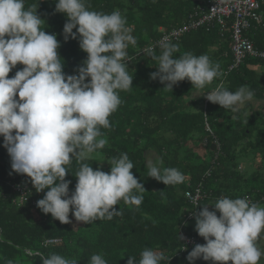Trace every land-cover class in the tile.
<instances>
[{"label":"trees","instance_id":"obj_1","mask_svg":"<svg viewBox=\"0 0 264 264\" xmlns=\"http://www.w3.org/2000/svg\"><path fill=\"white\" fill-rule=\"evenodd\" d=\"M34 4L45 20L42 27L61 41L58 53L64 60V72L76 74L87 53L80 49L78 39L64 41L66 15L55 11L56 0H25L26 8ZM86 4L93 11H120L137 44L129 45L130 60L125 61L133 75L132 89L119 93L122 103L109 117L111 128H101L108 143L84 162L94 170L100 167L110 172L112 158L127 153L134 164L131 171L146 189L144 199L138 207L121 200L114 207L122 214L112 220L78 222L70 211L71 223H61L37 207L48 189L36 192L26 174L9 175L11 160L0 136V264L10 260L13 264H42L39 256L29 252L42 256L57 253L76 259L77 264H90L94 254L102 255L107 264H127L131 256L138 264L145 248L163 252L170 259L168 264H189L186 257L194 246L182 250L179 231L182 228L203 239L193 225L194 211L202 210L204 204L215 210L211 204L221 196L234 199L249 194L256 198L264 192V106L257 107L251 101L239 113H233L206 98L207 92L223 84L232 92L246 86L254 92L253 99L264 101V59L247 57L230 69L234 62L230 32L223 33L217 26L209 31L201 28L173 42L179 45L173 55L206 54L220 65L223 75L203 89H196L187 79L172 90L164 88L158 78H151L158 60L142 51L163 32L185 23L198 0H86ZM261 11L264 16V5ZM247 34L256 47L264 50V19ZM161 51L155 48L157 55ZM22 68L17 64L9 78ZM201 147L202 153L198 149ZM146 156L161 159L163 167L177 168L184 181L165 185L148 176ZM247 160L258 161L257 165L252 163L251 171L245 166ZM69 167L73 173L68 172L66 179L72 181L71 194L79 164L73 161ZM198 185L206 196L194 206L185 192ZM189 212L192 218L182 225ZM195 264L213 262L197 259Z\"/></svg>","mask_w":264,"mask_h":264},{"label":"clouds","instance_id":"obj_2","mask_svg":"<svg viewBox=\"0 0 264 264\" xmlns=\"http://www.w3.org/2000/svg\"><path fill=\"white\" fill-rule=\"evenodd\" d=\"M37 8L35 4L26 8L25 0H0V136L11 160L9 175L26 174L36 192L48 189L37 207L61 223H71L70 211L78 222L112 220L122 214L115 205L123 200L138 207L146 189L131 171L134 164L127 153L108 161L110 172L100 167L94 170L84 161L108 143L101 128H111L109 117L122 103L119 93L132 89L133 75L125 61L130 60L129 45L135 46L137 40L118 10L104 13L90 10L86 0H56L55 11L67 17L64 41L78 39L80 49L87 53L76 74H67L58 53L61 41L42 27L45 20ZM160 46L159 55L153 47L143 52L158 60L151 78H158L164 88L172 90L187 79L196 89H203L223 75L220 65L206 54L185 52L177 58L173 54L179 45L167 38ZM17 64L23 68L9 78ZM253 97L254 92L246 86L232 92L223 84L206 95L210 102L233 113H239ZM73 161L79 168L70 194L72 181L66 175L72 172L69 166ZM146 167L148 176L165 185L185 179L177 168L163 167L159 158L146 156ZM207 205L193 212L195 230L206 243H196L188 252L189 264L197 259L213 264H260L264 247L258 241L264 239V206L247 197L226 196L211 204L215 210L210 211ZM29 255L39 256L42 264H77L76 259L57 253ZM169 260L163 252L145 248L138 264H168ZM90 264L107 261L94 254ZM127 264L137 262L130 256Z\"/></svg>","mask_w":264,"mask_h":264},{"label":"built area","instance_id":"obj_3","mask_svg":"<svg viewBox=\"0 0 264 264\" xmlns=\"http://www.w3.org/2000/svg\"><path fill=\"white\" fill-rule=\"evenodd\" d=\"M264 0H198L195 10L188 16V20L182 25L165 31L161 36L153 40L149 47L161 48V43L167 38L171 43L181 40V38L191 31L206 27L209 31L215 25L219 26L223 33L230 32L231 51L234 56V62L230 69L237 67L247 57L264 59V50L259 49L248 36V31L263 23L261 12ZM142 53H144L142 51ZM186 197L194 206L206 196L201 185L188 189ZM225 197V196H221ZM247 197L250 202L264 205V192L258 194L256 198L246 194L240 198ZM197 205V206H198ZM192 213L186 214V219L182 225L192 218ZM179 235L183 245L182 250L188 246H194L196 243H206L196 235H190L182 228ZM227 264H232L231 261Z\"/></svg>","mask_w":264,"mask_h":264},{"label":"crops","instance_id":"obj_4","mask_svg":"<svg viewBox=\"0 0 264 264\" xmlns=\"http://www.w3.org/2000/svg\"><path fill=\"white\" fill-rule=\"evenodd\" d=\"M264 5V4H263ZM262 5V6H263ZM262 9V8H261ZM262 12V11H261ZM262 15H263V12H262ZM263 19H264V16H263ZM215 26H217V25H215ZM215 26H213V27H215ZM212 27V28H213ZM217 27H219V26H217ZM202 28H205L206 29V27H202ZM211 28V29H212ZM198 29H201V28H198ZM198 29H195V30H198ZM219 29H220V27H219ZM195 30H193V31H195ZM221 30V29H220ZM206 31H208L207 29H206ZM192 32V31H191ZM222 32V31H221ZM232 52V51H231ZM252 102L254 103V104H256V106L258 107V106H264V101H258V100H256V99H253L252 100ZM251 171V170H250ZM260 206H264L263 204H259ZM188 222V221H187ZM189 224V223H188ZM192 224V223H191ZM258 243L261 245V247H264V239H261V240H259L258 241ZM260 264H264V257H262L261 258V261H260Z\"/></svg>","mask_w":264,"mask_h":264},{"label":"rangeland","instance_id":"obj_5","mask_svg":"<svg viewBox=\"0 0 264 264\" xmlns=\"http://www.w3.org/2000/svg\"><path fill=\"white\" fill-rule=\"evenodd\" d=\"M191 144V143H190ZM199 150H200V152L202 153L203 152V148L201 147V148H198ZM202 155V154H201ZM257 162L258 161H254V162H252L253 163V165H257ZM252 163H251V161L250 160H247L246 161V164H245V166L247 167V171H249V170H252V168H253V166H252ZM191 223H189V225H190ZM194 225V227H195V224H193ZM86 226H88V224H86Z\"/></svg>","mask_w":264,"mask_h":264},{"label":"bare ground","instance_id":"obj_6","mask_svg":"<svg viewBox=\"0 0 264 264\" xmlns=\"http://www.w3.org/2000/svg\"><path fill=\"white\" fill-rule=\"evenodd\" d=\"M151 44V43H150ZM150 44L148 45V47L150 46ZM148 47H146V48H148Z\"/></svg>","mask_w":264,"mask_h":264}]
</instances>
